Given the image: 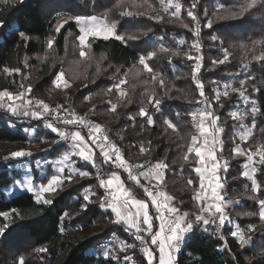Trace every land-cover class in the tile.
Returning <instances> with one entry per match:
<instances>
[{
	"label": "trees",
	"instance_id": "1",
	"mask_svg": "<svg viewBox=\"0 0 264 264\" xmlns=\"http://www.w3.org/2000/svg\"><path fill=\"white\" fill-rule=\"evenodd\" d=\"M86 1L84 6L95 7V14L102 11L100 13H107L110 19L118 20V34L137 35L139 39L128 40L127 43L115 38L107 41L103 39L91 41L89 55L92 59L81 62V65L73 73L72 71L65 73V79L71 81V87L63 92L54 89L53 85L51 87L50 68L43 69V82L48 90L52 88V93L48 96L49 101L54 105L62 104L65 108L71 106L77 114L81 113L82 115L88 113L95 106V115H90V119L110 130V139L121 148L129 163H142L148 159L153 162L163 159L169 163L170 168L165 177V190L175 197L174 203L181 209H188L191 213H195L197 208L194 207V202L191 199L193 192L186 184L187 179L194 177L195 173L191 171V163L185 164L182 160V155L186 151L184 145L188 138L181 141L163 123L165 118L171 119L177 124L181 135L193 131L191 117L188 113L200 106L195 103V100L201 99V97L192 79V66L196 60H188L184 53L190 51L193 56H202L201 71L197 75L202 80L205 94L209 99L214 96L212 89L217 86L213 81H238L244 75L251 74L255 80L248 85L249 93L258 100L259 107L264 110V67L255 60H250L252 53L241 48L243 44L251 47L252 40L264 37V11L257 8L245 13L242 17L228 18L226 12L221 10L218 15L225 18L216 19L212 14L218 5H225L227 9L236 11L238 9L235 6L242 3L243 0H195L197 7L194 11L200 18L201 28L199 38L201 48L197 51L191 47L196 37L192 31L182 27L180 20L165 16L164 21L157 22L149 19L148 15H120L121 9L116 7L118 0ZM59 2H63V0H51V4L54 6ZM139 2L141 1L137 0V3ZM142 2L140 4H143ZM150 2L158 7V0H150ZM181 2L184 5L181 12L186 13V16L181 15L183 23L194 27L191 18L187 16V9L190 8L193 0H181ZM126 6L133 13L143 11L155 15L144 5L139 9L132 7L131 4ZM205 11L208 13L207 17ZM70 14L81 16L91 14V12L90 10L76 12L72 8ZM208 18L214 20L211 29L203 27ZM0 21L4 22V27L0 28L1 90L8 88L10 81L7 76L5 77L2 69L4 67H19L23 72L25 60H29L40 52L36 41L43 42L54 37L55 54L63 58L68 34L77 35L79 33L77 24L72 21L57 34L55 32L57 17H52L51 13L46 12L43 0H22V2L14 4H0ZM19 32L25 33L28 37L27 41L21 39L18 35ZM145 32L147 35H143ZM213 35L218 37L217 41L211 39ZM221 41H223V47L227 48L232 55L225 64L213 65V60L221 59L223 56ZM161 46L179 49L181 52L179 57H171V63L168 62L170 54H159L148 62L156 71L163 74L166 87L169 90L168 96L172 97L171 99L163 95L164 89H161L158 83L151 82L148 73H143L140 77L141 81L147 80L148 83L134 80L131 74L142 68L136 64L140 54L159 52ZM258 51L259 48H257ZM102 54L106 58L100 61ZM97 61H100L99 74H97ZM244 63L248 64L247 69L242 66ZM117 68L120 70L119 74L116 73ZM125 72L129 73L128 83L122 88L127 91L128 96L121 100L115 89L111 95H106L108 87L114 84L117 79L123 78ZM93 78H95L94 83L92 82ZM13 80L18 84L21 80L19 74L15 75ZM251 83H255L260 88L259 93L252 92ZM133 84L136 85L134 91L131 87ZM234 86L239 87V84L235 83ZM153 90L157 96L163 97L162 114L156 113L146 103L145 93L150 94ZM87 96H91V99L85 101L84 98ZM109 99L113 103L119 104L116 113L108 111L110 106L107 101ZM129 99H131V103H128ZM189 100L192 102L190 103ZM221 102L224 104L223 108H219L215 102H213V108L220 115L222 123L225 122L223 117L225 120L228 119L226 115L228 109L234 110L237 105L243 106V102L235 93H230L227 99L222 98ZM141 107L147 108L153 115L154 125H148L146 117L138 116ZM130 114L136 119H128ZM236 123V121L231 124L226 123L227 128ZM247 123L250 125V119ZM260 128H264V116L258 115L257 128L248 144L242 145L243 147L264 143V133L259 131ZM231 139L230 133L224 135L226 146L228 145L227 141ZM149 140L152 142L150 154L141 155L139 146L144 144L148 147ZM27 141L28 138L25 134L13 130L5 121L0 120V144L10 145ZM226 146L223 155L230 164L225 180L228 191L227 198L232 200L233 197L230 194L236 190H238L237 193L250 196L252 194L250 181L240 175L244 170L242 165L245 159L244 157L231 156L232 144L229 148ZM5 155L7 153L0 154V213H10L8 222L10 226L5 235L0 237V264H17L20 256H24L25 264H117L115 261H105L93 251L96 237L101 236L108 229V223H104V219L111 220L114 217L110 210L100 207L98 196L102 195L104 190L99 188V182L90 176H74L71 182L67 180L64 182L63 187L59 189L60 192L55 193L56 197L53 199L52 205L37 203L36 197L29 192L8 198L4 190L20 179V174L14 173L15 171L12 170L17 166V161L10 159L6 161L3 159ZM101 160L102 158H99L97 163L100 164ZM83 165L85 164L79 162L76 167L79 170L80 168L86 169L92 174L91 170ZM100 169L105 176L113 171L107 164H101ZM121 178L125 181L126 186L134 188L132 190L137 198H143L140 188H136L129 182L125 175H121ZM257 180L264 186V171L257 173ZM88 189L98 194L91 197V203L86 202L83 198ZM262 191H264V187H262ZM85 204L87 205L86 210L84 209ZM251 208L255 214L258 213V202H253ZM13 209L20 215L12 212ZM239 209L238 204H233L227 210L231 213L233 210ZM66 212L69 215L61 219ZM256 216L259 222L264 223L258 214ZM230 220L231 223H233L232 220L235 221L234 218ZM4 222L3 216H0V226H3ZM101 224H106V228L102 229L100 234L87 237L86 234L90 233V231L87 232L90 228L96 229ZM61 229H63V233H61ZM226 235L229 236L225 240L231 252L223 247L224 242L215 233L197 231L196 238L187 241L182 246V250L177 254L176 264H264V258L251 253L249 249H241L230 234ZM262 240H264L263 237ZM39 247H45L48 251L38 253L35 249ZM137 264H146V261Z\"/></svg>",
	"mask_w": 264,
	"mask_h": 264
},
{
	"label": "snow or ice",
	"instance_id": "2",
	"mask_svg": "<svg viewBox=\"0 0 264 264\" xmlns=\"http://www.w3.org/2000/svg\"><path fill=\"white\" fill-rule=\"evenodd\" d=\"M9 2L10 0H0V4L6 5ZM11 2L16 3L18 0H11ZM19 2H22V0H19ZM128 4H131L132 7L137 9L143 7V5H147V8L155 13V15H150L143 11L133 13L128 10L126 6ZM116 7L121 9L120 15H148L149 19L157 22L164 21L165 16L180 20L182 27L192 31L196 37L191 47L197 51L201 48V44L199 43L201 32L200 18L194 11L197 7L195 0H193L190 8L187 9V16L191 18L194 27L182 21L181 11L184 5L181 0H158V7L150 2V0H143V4L137 3V0H118ZM235 7L238 10L231 11L225 5H218L212 15L216 19H223L225 18L224 16L218 15L221 10L226 12L228 18L242 17L245 13L257 8L264 11V0H243L242 3H239ZM205 16H208L206 11ZM70 20H74L79 28L80 34L76 39L79 41V56L81 58L87 57L92 59L89 55L91 51V39H103L107 41L110 38H115L124 43H127L128 40L139 39L137 35L125 36L118 34V20L110 19L107 13L101 17L70 16L61 18L55 25V32L59 34L64 25ZM213 23L214 20L208 18L203 27L211 29ZM2 27H4V22L0 21V28ZM18 35L21 39L27 41L28 37L24 32H19ZM143 35H147V32L143 33ZM211 39L217 41L218 37L213 35ZM54 43L55 38H49L47 40V49H53ZM220 44L223 56L221 59L213 60V65L225 64L232 55L227 48L223 47V41ZM241 48H245L248 52L252 53L250 60H255L264 67V37L258 40H252L251 47L243 44ZM257 48H259L258 52ZM159 54H170L168 62L171 63V57H179L181 52L179 49L161 46L159 52L152 51L147 54H140L136 64L142 66V68L132 72V78L141 83H148L147 80H140L143 73H148L151 82L153 84L158 83L159 87L164 89L163 95L171 99L172 97L168 96L169 90L166 87L163 74L156 71L148 63ZM184 55L188 60H196V63L192 66V79L201 97V99L195 100V103L200 105V107L188 113L191 117L193 131L181 135L177 124L171 119L165 118L163 123L181 141H184L186 137L188 138L184 145L186 151L182 155V160L185 164L191 163V171L195 173L194 177H190L186 181L187 186L193 192L191 199L194 202V207L197 208V212L195 213L182 211L174 203L175 197L165 191V177L170 168L169 163L163 159L154 162L148 159L142 163H129L125 159L121 148L110 139V130L87 118L90 115H95V106L84 116L77 114L71 106L65 108L64 105L58 104L55 108H51L43 100L31 98L33 92L32 86L23 83V80L27 79L26 76H22V80L18 84L15 80L12 81L17 88L16 91H10L8 88L0 90V108L5 109L12 116L43 120V127L55 133L58 137V139L52 141L53 145L60 144L61 142H66L69 145L68 150L60 155L52 166L55 169V174L51 176L47 183H40L39 186H36L31 177L24 182L27 191L35 194L37 203L52 205L54 200L49 197L63 187L65 180L71 182L73 177L77 175L79 177L90 176L88 171L79 170L75 166L73 157H78L80 160L97 169L98 186L104 190L103 194L98 196L100 207L105 210H110L114 216L112 222L122 224L124 231L128 232L139 242L140 252L143 254L146 264H176V254L182 250V246L187 241L196 238L195 234L197 231L217 234L220 240L224 242L223 247L231 252L227 241L221 233V229L225 226L226 222L231 223L227 209L233 204L240 203V201H232L227 198L225 180L230 164L229 160L223 155L225 145L222 136L225 132V127L220 123V115L213 108V102L219 108H223L222 98H229L230 93L237 94L244 105L243 110L237 105L234 110L228 112V116L237 122L232 125L236 135L233 137V144L235 146L231 148L230 155L233 157H244L245 162L242 165L244 170L240 175L251 182L252 194L248 198L258 202L259 211L256 214H258L261 221H264V191H262V187L264 186L257 180V173L264 171V143H256L246 148L242 146L248 144L250 138L253 136L254 130L257 128V116H264V110L259 107L258 100L249 93L248 85L255 80V77L247 74L238 81H213L217 86L212 89L214 96L212 99H209L205 94L204 84L197 75L201 71L202 56H193L190 51L185 52ZM245 55L247 56V53ZM105 58L102 54L100 61ZM100 61H97V74L100 72ZM242 66L245 69L248 68L247 63H244ZM25 67H28L27 60H25ZM133 67L135 68L136 65L134 64ZM2 72L11 77L13 74H21V69L19 67H4ZM119 72L120 70L117 68L116 73L119 74ZM128 75V72L123 73V78L117 79L114 84L109 86L105 94L111 95L113 89H115V92L121 100L127 97L128 93L122 86L128 83ZM237 75L240 74L237 73ZM92 82H95V78H93ZM52 83L55 89H59L62 92L71 87V81L65 79V72L63 70L55 75ZM235 83L239 84L238 88L234 86ZM85 87H87V84H85ZM131 87L134 91L136 85L133 84ZM251 88L253 93L260 92V88L255 83H251ZM145 95L147 96L146 103L156 113L162 114L163 97L157 96L154 90L150 94L145 93ZM84 99L88 101L91 99V96H87ZM131 102V99H129L128 103ZM189 102L191 103L192 101L189 100ZM107 104L110 106L108 111L116 113L119 104L113 103L111 99L107 101ZM138 116L141 118L146 117V123L148 125H154L155 123L153 115L145 107L139 109ZM128 119L135 120L136 117L130 114ZM249 119L250 125L246 123ZM61 124L73 126L75 130L70 131L67 127L61 128L59 127ZM82 128H86L88 131L87 139L82 135L80 130ZM25 131L27 132L29 130L25 129ZM259 131L264 133V128H260ZM237 140L240 143H236ZM151 143L149 140L148 147L141 144L139 146V153L141 155H149ZM96 149L99 150L98 154ZM32 155L33 153L30 150L21 149L10 152L4 159L31 157ZM99 158H102L100 164L97 163ZM101 164H107L110 167L126 172L127 179L134 182L136 187L143 189L147 200L137 198L132 188L126 186L120 173L112 171L107 178H104L100 171ZM66 170L67 175H65ZM142 180L143 183L141 182ZM97 195L96 192L88 189L83 198L86 202L91 203V197ZM150 206L151 209H154V212L150 211ZM84 209H87L86 204L84 205ZM12 212L20 215L15 209ZM68 215L67 212L64 213L61 219H64ZM0 216H3L5 221L3 226H0V237H2L10 226L8 223L10 213L3 212L0 213ZM60 231L63 233V229ZM254 231L255 226H249L244 231L237 225L231 231L230 235L239 244L240 248L244 249L246 246H250L252 241L251 233ZM135 247L136 245L120 241L118 246L105 249L102 252V256L105 261L110 262L115 260L119 264L121 259L119 254L127 253L128 249ZM35 251L45 253L48 249L39 247ZM260 254L264 255V251ZM233 259H235V256H233ZM123 261L124 264H135L132 255L125 254ZM17 264H25L24 256L18 258Z\"/></svg>",
	"mask_w": 264,
	"mask_h": 264
},
{
	"label": "rangeland",
	"instance_id": "3",
	"mask_svg": "<svg viewBox=\"0 0 264 264\" xmlns=\"http://www.w3.org/2000/svg\"><path fill=\"white\" fill-rule=\"evenodd\" d=\"M43 1H44V7L46 9V12L51 13L52 17H57L56 23L61 18H67V17L73 16L70 14V12L72 11V8L74 10H76V12H83L86 10H90L91 14H84L81 16L101 17L105 14V13H100L102 11L95 14L94 13L95 7L84 6L87 3L86 0H66V1L63 0V2H59L55 6L51 4V0H43ZM95 1H97V0H93V2H95ZM139 1L142 2V0H139ZM18 2H19V0H18ZM141 2H139V3H141ZM8 4H14V3H12L10 0V2ZM90 5H92V4H90ZM144 6L147 7V5H144ZM182 14H184V16H186L185 12H181V15ZM72 21H74V20H70L68 23H70ZM56 23H55V25H56ZM67 24H65L64 27ZM79 34L80 33H78L77 35L76 34H71V35L68 34L66 48H65L66 52H65V56L63 58H60L55 54L54 45H53V49L49 50V49H47V41H43V42L42 41H36L39 45L40 52L37 55L32 56L29 60H27L28 67H25L24 71L21 72V74H19L21 80H22V76L27 77V79L23 80V83L25 85L30 84L32 86L33 92H32L31 98L43 100L51 108L56 107V105L52 104V102H50L48 99V96L52 93V90H51L52 88L50 90H48L46 88V84L43 82L44 77H42V75H43L42 71H44L43 69H46L47 67L50 68V79L52 82L54 80L55 75L59 71L63 70L65 73L72 71V73H73V71L76 70L81 65L80 64L81 62L88 61L89 58H87V57L81 58L79 56V51H80L79 41L76 39V37ZM93 40H95V39H91L90 43ZM15 75H18V74H13V76H11V77H9L5 74V77L7 76V79L10 80L9 86H8V89L10 91H16L17 90L16 86L12 83L13 77ZM21 80H20V82H21ZM52 85H53V83L51 84V87H52ZM56 90H58V89H56ZM240 108L243 110L244 105L240 106ZM229 111H231V109H228V111L226 112L228 119L225 120V118L223 117L222 119H224L225 122L222 123L220 121V123L225 127V132L223 135L229 134V133H230V135H232V139L230 141L229 140L227 141V143H228L227 146H226V143L224 141V136H222L223 143L228 148L230 147L231 144H232V147L235 146L233 144V137L236 135L235 130L233 129L232 126H230V128H227L226 123L231 124L232 122H234L228 116ZM0 120L5 121V123L9 127H11L13 130L21 131L28 138L27 142H21L18 144H10V145L0 144V154L1 153L2 154L7 153V155H5V156H8L10 152L21 150V149H27L33 153V155L31 157H23V158H17V159L9 158L10 160H14V161L16 160L17 161V166L15 168H13L12 170L15 171L14 173L20 174V179H18L11 187L4 190L6 197L12 198L18 194L28 192L26 187H25L24 182L29 177L33 178L34 184L36 186H39L40 183H47V181L51 178V176L55 174V169L52 167L55 164V161L58 159V157L60 155H62L66 150H68L69 147L66 145V142H61L60 144H56V145L52 144V141L58 139V137L55 133H52L50 130L45 129L43 127V124H44L43 120H36V119H32L29 117H23V116H12V115H10V113H8L5 109H2V108H0ZM246 123H247V121H246ZM25 129H28L29 131L26 132ZM85 138L87 139V136H85ZM236 143H240V142L237 140ZM96 151L99 152L98 149H96ZM4 157H3V159H4ZM73 161L75 163V166H77L79 162H82L83 164H85V165H83V167L90 169L92 172V174H90V177H93V179L98 182V179L96 176V172H97L96 168H93L90 164L80 160L78 157H73ZM80 170L87 171L86 169H82V168H80ZM100 171H101V169H100ZM101 173L103 176H105L102 171H101ZM67 174L68 173L66 170L65 175H67ZM141 182L143 183V181H141ZM250 187H251V182H250ZM132 189H134V188L132 187ZM139 190L141 191V194H142L143 193L142 190L141 189H139ZM57 191H59V189ZM232 191H233V189H232ZM235 192L234 193L230 192L231 193L230 195L233 197L232 201H236V200L240 201V203H238L240 209L237 211L233 210V212H231V213H229V211L227 210V213H228L230 219L234 218L235 221L232 220L233 223H227L226 222L225 226L221 229V233L223 234V236L225 234L224 238L226 239L229 237L226 234H230L231 231L234 230L237 225L244 231H246L249 226H255V231L251 233V235H252L251 244H250V246H246L245 248L249 249L251 251V253L258 255L261 258H264V255L260 254L262 251H264V240H262V237L264 239V223L259 222L254 210L251 208V204L253 202H255L256 200L249 199L248 198L249 196H247V195L237 193L238 190H236ZM227 193H228V191H227ZM31 194H33L35 196L34 193H31ZM56 194H52L49 198L54 199L56 197ZM46 195H48V194H46ZM243 203H247V204L242 205ZM153 210L154 209H151V206H150V211H153ZM181 210L191 213L188 209L187 210L181 209ZM195 212H197V210ZM9 219H10V217H9ZM113 219H114V217L111 220L104 219L105 220L104 223H106V224L108 223V226H107L108 229L106 230V232L102 233L101 236L99 235L98 237H96V240H95L94 245H93V251L95 253H97L102 259H104L102 256V252L105 249L113 248L115 246H118L120 241H125L129 244L136 245V247L128 249L127 253H120L119 255H120L121 259H120L119 264H124L123 256L125 254L132 255L134 257L135 264H137L138 262H140V263L145 262L143 254L140 252L139 242L136 241L134 239V237L132 235H130L128 232L124 231V226L122 224L121 225L120 224L115 225V223L112 222ZM106 224H101L96 229H93V227L90 228L87 231V232L90 231V233L86 234L87 237H89L91 235H95V234L96 235L100 234L102 229L106 228ZM176 260H177V254H176ZM112 261H115V260H112ZM115 262L117 263V261H115Z\"/></svg>",
	"mask_w": 264,
	"mask_h": 264
},
{
	"label": "built area",
	"instance_id": "4",
	"mask_svg": "<svg viewBox=\"0 0 264 264\" xmlns=\"http://www.w3.org/2000/svg\"><path fill=\"white\" fill-rule=\"evenodd\" d=\"M200 107V106H199ZM79 115H81V114H79ZM81 116H84V115H81ZM88 119H90V117L88 116L87 117ZM59 127H61V128H65V127H67L68 128V130H75L74 129V127L73 126H65V125H59ZM81 130V132H82V134H84V135H88V131H87V129L86 128H82V129H80ZM113 141V140H112ZM116 143V142H115ZM66 145L69 147V145L66 143ZM110 167V166H109ZM113 171H116V172H118V173H120L121 175H125L126 176V178H127V173L126 172H123L121 169H117V168H114V167H110ZM105 178V177H104ZM129 181V180H128ZM129 182H131L134 186H135V184H134V182H132V181H129ZM141 190H142V192H143V189L142 188H140ZM166 191V190H165ZM142 199H145V200H147V197L144 195V193H143V198ZM153 212H154V210H153ZM158 223V222H157ZM115 225H119V224H116L115 223Z\"/></svg>",
	"mask_w": 264,
	"mask_h": 264
},
{
	"label": "crops",
	"instance_id": "5",
	"mask_svg": "<svg viewBox=\"0 0 264 264\" xmlns=\"http://www.w3.org/2000/svg\"><path fill=\"white\" fill-rule=\"evenodd\" d=\"M224 136V135H223ZM105 178H107V176H104ZM143 181V180H142ZM121 225V224H120Z\"/></svg>",
	"mask_w": 264,
	"mask_h": 264
}]
</instances>
